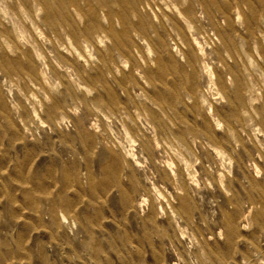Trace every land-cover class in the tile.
I'll use <instances>...</instances> for the list:
<instances>
[{
	"label": "rangeland",
	"instance_id": "1",
	"mask_svg": "<svg viewBox=\"0 0 264 264\" xmlns=\"http://www.w3.org/2000/svg\"><path fill=\"white\" fill-rule=\"evenodd\" d=\"M0 264H264V0H0Z\"/></svg>",
	"mask_w": 264,
	"mask_h": 264
},
{
	"label": "bare ground",
	"instance_id": "2",
	"mask_svg": "<svg viewBox=\"0 0 264 264\" xmlns=\"http://www.w3.org/2000/svg\"><path fill=\"white\" fill-rule=\"evenodd\" d=\"M202 4H205V2L204 1H202L201 2ZM218 30H220L221 28L220 27H216Z\"/></svg>",
	"mask_w": 264,
	"mask_h": 264
}]
</instances>
